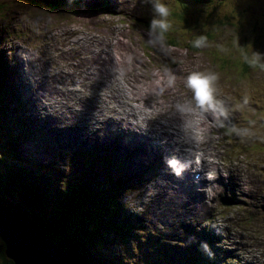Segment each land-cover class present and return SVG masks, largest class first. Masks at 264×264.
Wrapping results in <instances>:
<instances>
[{
    "label": "rangeland",
    "instance_id": "1",
    "mask_svg": "<svg viewBox=\"0 0 264 264\" xmlns=\"http://www.w3.org/2000/svg\"><path fill=\"white\" fill-rule=\"evenodd\" d=\"M47 1L43 5L40 4L39 0H0V106L8 122L3 130L1 128L0 132V156H2L1 152L5 153V149L2 147L8 146V139L13 140L15 146L14 151L6 148V155L3 157L6 164H2L0 166L2 170H0L4 172L7 168L16 167L14 171H17L19 166H23L22 168L30 173L35 183H37L36 180L46 183V178L60 180L59 175H52L51 168H45L50 165V157H47V153L42 148L43 141L38 138L37 132L32 133V123L28 119L31 116L36 117L34 115L36 113L27 112L23 116L21 110L23 103H26L25 98L28 100L27 107H32L36 100L29 99L28 96L31 95H27L26 90L24 92L21 87L17 91V85L20 81L23 84L25 81H30L31 78V88H35L37 83L43 86L44 90L46 88L49 91H43L46 103L50 109L60 113L64 122L67 119L65 114L68 110L75 108L73 119L65 122L68 126H72L70 137L78 140L77 142H88L87 145L94 141L96 130L99 129L100 124L103 125L107 111L96 113L99 120L96 122L93 119L95 107L90 104L99 100L97 95L100 94L98 72H101V78H103L102 75L105 76L106 82L117 79L116 73L119 66H115L116 71L112 69L110 71L102 64L101 58L108 50L105 41L117 35L118 38L124 40V45L113 44V50L114 52L117 49L127 51L129 64L125 73L129 72L130 75H133L131 82H135L137 77H141V81L144 79L150 82L152 79H159L160 76V81L166 80L167 83L168 74L166 70H170L175 75L173 88L176 94H172L171 97L168 94L161 96L159 92L153 91L152 98L145 102L148 109L161 108L163 115L175 112L177 108L174 105L178 104L179 101L186 103L191 99L192 93L186 87V78L191 72L212 69L219 73L220 79L217 89L219 93L223 94L225 106L229 109V117L225 121L226 126L230 127L235 124L241 128L248 127L251 129L252 135L258 134V138L251 139L252 135L241 138L235 134H226V128H218L215 123L210 127L209 140L214 139L216 146L221 145V147H218V152L209 154L208 157L217 163L220 161V170L217 171L220 177L227 176L220 186L223 185L224 189L225 186L230 185L229 171L233 167V163L236 162L249 160L247 171H249L250 176H253L252 179L241 180L240 194L243 190L246 195L240 200L237 195H232L224 189L225 193L223 192L216 197L215 201H212L210 199L211 192H209L211 187H207L206 201L211 204L209 207L213 208L211 213L217 216L218 223L216 222V225L225 231L227 237L220 240L216 230L214 239L209 241L215 244L210 252L218 251L221 253V251L226 250L227 246H233L236 249L237 262L242 260L243 264H264L262 256L264 253V166L258 163L264 161V112L262 111L264 110V70L259 65L252 67L248 63L247 69L249 70L244 74L246 72L244 70L245 62H247L245 57H251L253 53L264 55V0H208L209 7L203 2L198 5L196 1L190 4L187 0H183L184 3L188 4L189 13H192L189 16L192 17L193 24L199 22H206L207 24L206 32L197 35H215L214 40H208L209 46L203 49L204 54L199 53L201 49L194 53L189 50L186 52L181 48L168 47L165 49L164 46L154 47L149 44L147 28L152 18V12L150 6L143 3V0H133V3L132 0H109L111 1L108 3L110 11L116 7L115 15L100 10L105 4L104 2L88 8V4L81 0L76 4V7L64 4L60 10H66L52 13L47 10V6H50L49 2L53 1ZM116 1L120 2L121 7ZM174 1L163 0L162 2L173 9ZM143 7H145V11H143ZM206 7L208 9L205 11H199ZM142 12L143 14L144 12L147 13L144 19V15H140ZM170 18L172 19L171 14ZM226 19L235 27L219 28L217 33L214 29L211 32L210 27L213 21L224 20L226 22ZM225 29H228V32ZM226 33H236L237 41L234 37L233 39L226 38ZM16 46L20 49V54L15 51ZM2 50H5V57ZM162 56L165 59H172V61L166 63L165 59L162 60ZM157 58L159 59L157 60ZM133 65L136 67V71L132 70ZM221 66L227 73L221 69L222 72L216 69ZM123 71L124 69H122ZM127 76L128 74H125L121 78L127 79ZM49 87H52L53 91ZM141 87L143 86L139 85L138 91ZM28 90H31L30 86ZM39 91L41 93V89ZM19 92L22 94L24 92V99L21 98ZM33 97L35 98V96ZM245 98H247L248 103L241 107ZM108 113L110 112L108 111ZM195 114H199V109L194 108L191 112H181V115L186 117L195 116ZM110 115L112 116L111 113ZM25 120H27L26 123L23 122ZM2 123L1 121L0 126ZM209 152H211V148ZM17 158L21 162L15 160ZM109 160L112 159L109 158ZM55 165L63 169L67 168L61 164V161H56ZM67 169L68 175L66 177L68 180L75 181L79 178L81 182L87 183L88 181L89 183L96 177L104 178V171L101 173L95 172L94 169L90 170L86 178V174L74 175L72 168ZM53 170H55L54 167ZM108 170L112 172L110 169ZM41 175L46 178H42ZM37 177L39 178L37 179ZM140 177L143 180L142 175ZM112 178L115 182L119 178L124 181L123 186L120 187V191L123 193L120 196L117 195L116 199L121 209L122 204L129 208V200L131 203L136 202L134 199L136 196L143 203L149 200L148 206L154 212L160 206V201L154 199L155 195L150 186L145 190L143 196L140 197L131 193L126 195L128 199H125L124 186L129 181L125 178V172L122 169L117 170ZM204 178L206 177L204 176ZM254 179L259 184L258 189L252 188ZM214 185V189L217 190ZM216 186L220 190L222 189L219 185ZM155 187L157 188V185ZM130 197L133 198L134 202ZM112 198L115 199V195ZM190 200L197 205L199 204L196 199L190 198ZM10 202L14 201L10 199ZM163 202L168 204L167 196L163 197ZM0 207L6 208L1 204ZM166 211L168 210L162 212ZM186 212L185 214H192ZM178 215H182V210L178 211ZM199 215L204 220L208 217L206 211H202ZM179 216L173 218L177 221L180 219ZM175 224H171L170 227L174 228ZM118 225L120 228V224ZM130 225L131 223H129ZM180 228L182 230V225ZM243 228L248 231V244H246ZM122 229L117 233L113 228L101 224V237L98 238L101 251L105 249L103 254H106V258L119 257L133 264L137 254L132 243L137 237L140 239L141 237L133 233L131 239H125L127 235L131 236L132 229L130 228L129 231ZM118 234H121L122 237L119 238ZM253 236L260 239L261 242L253 239ZM179 248L184 249V247H175V252L178 254L180 253ZM241 248H244L243 252L240 251ZM245 253L248 256L246 262H244ZM145 255L148 257L147 254ZM141 262L143 261L139 259L138 263L141 264Z\"/></svg>",
    "mask_w": 264,
    "mask_h": 264
},
{
    "label": "bare ground",
    "instance_id": "2",
    "mask_svg": "<svg viewBox=\"0 0 264 264\" xmlns=\"http://www.w3.org/2000/svg\"><path fill=\"white\" fill-rule=\"evenodd\" d=\"M79 1L80 0H63L62 6L65 4L76 7ZM81 1L87 3L88 8L97 3L104 2L105 4L100 10H104L105 13L110 15H115L116 13V11H114L116 7L110 11L108 3L111 1L109 0L106 2L105 0ZM118 1L116 2L118 6L121 7ZM180 1L183 0H175L174 5H181ZM187 1L191 4L196 0ZM202 2L206 3L208 6V0H202ZM185 4L188 5L187 3ZM208 7L199 11H205ZM143 11H145V7H143ZM146 14V12H144V14L142 12L140 15H144V19ZM105 43L108 50L101 57L102 64L113 71H116L115 66H119V70L116 73L117 79L108 80V82H106L105 76L102 75L103 78H101V72L97 73V76L100 78V94H97L99 100L90 104L92 107H95L93 119L99 122L96 113L107 112L103 120V125L100 124L99 129L96 130L94 141L89 143V145H87L88 142H77L78 140H74L70 137L72 126H68L66 123L73 119L75 108L69 109L65 114L67 118L65 123L61 119L60 113L50 109L46 103L43 93L45 90L48 91L46 88L44 90L43 86L39 83L35 84V88H31V78L30 81H25L23 84L20 81L17 85V91H19V87H21L24 92L26 90L27 95H31L28 96L29 99L33 98L36 100L32 107H27L26 104L28 100L25 98L24 101L26 103H23V109L21 111L23 116L27 112L36 113L34 114L36 117L31 116L28 120L32 123V133L37 132L36 135L43 141L42 148L47 153V157H50V165L45 168H51L52 175H59L60 177L58 176V178L61 181L68 175L67 168H72L74 175L86 174V178L90 170L94 169L95 172L104 171V178L96 177L90 182L92 184L95 182L106 183L105 188L107 190H112V196H114L117 189L118 191L116 193L118 196L123 193L120 191L117 184L123 183V179L119 178L116 182L112 180V176L116 174L117 170L122 169L125 172V178L129 181L127 185L124 186L125 199H128L126 195L131 193L140 197L143 196L145 190L150 186L155 195L154 199H159L160 201V206L155 209V212L148 206V204H150L149 200L143 203L137 196L134 198L136 202L130 197L134 203H131L129 200V208H127L125 204L121 205L122 208L124 206L126 209V215L124 214L123 221L125 219L127 222L128 219V225L131 223L129 227L137 236L141 237V239L137 237L132 245H138L140 247L143 251V257L145 254H147L148 257L150 256V253L147 251L149 249V252L157 253L159 260L163 259L161 261L164 264H188L189 262L197 261L200 252H205L207 264H243L242 260L236 261L237 254H235L236 249L233 246H227L225 248L226 250L221 251V253L218 251L215 253L210 252L215 247V244L209 241L214 239L216 230L219 233L220 240L227 237L225 231L216 225V222L218 223L216 220L217 216L211 213L213 208H210L209 205L211 206V204L206 201V189L209 186L211 187L209 192H211L210 199L212 201H215L216 197L224 192V189L228 190L232 195H237L239 200L241 197H245L246 194L243 190L242 194H240V188L242 187L241 180L253 178V176H250L249 171H247L249 168V160L246 162L233 163V167L230 168L229 171L230 185L225 186L223 189V185L220 186V184H222L227 176L223 175L220 177L217 171L220 170L219 164L221 163L220 161L217 163L208 157L209 154L212 155L214 152H218V147H221V145L216 146L214 139L210 141L208 138L211 134L210 127L215 123V117L212 114H202L200 111L199 114H195V116L186 117L182 116L181 112L178 110L163 115L161 108H146L145 102L152 98L153 91L158 93L160 89L163 88L164 92L161 96L168 94V96L171 97L172 94H176L173 86L169 87L166 80L160 81V76L159 79H152L150 82L145 81L143 78L141 81V77H137L135 78V82H131L130 80L133 75H130L129 72L125 73L129 64V58L126 54L127 51L117 49L116 52H114L113 50V44L123 46L124 40L115 35L114 38L107 39ZM15 51L20 54L18 46L15 47ZM2 52L5 57V50H2ZM158 59L159 58H157V60ZM163 59L165 58L162 56V60ZM162 60L161 62L163 63ZM19 61L21 62L20 59ZM170 61H172V59H165L166 63ZM122 69H124L123 72ZM132 70L136 71L134 65ZM106 72L108 71L106 70ZM108 73L110 74V72ZM125 74H128L127 79L121 78ZM59 78L62 80L61 77ZM139 85L143 87L138 91ZM29 86L31 90H28ZM39 89H41V93ZM49 89L53 91L52 87H49ZM76 91L78 92V90ZM14 92L17 93L15 90ZM24 92L23 94L19 92L23 99L25 96ZM32 95L35 96V98ZM218 98L223 100V94L218 92ZM178 104H181V101H179ZM174 106H177V104ZM262 111L264 112V110ZM1 120L3 121V119ZM26 121L27 120L23 122L26 123ZM126 136L127 139H125ZM254 138H258V134L252 135L251 139ZM210 148L211 152H209ZM170 157H176L185 162L186 171L183 172L182 176L177 177L167 166L166 159ZM109 158L112 159V162ZM56 161H61V164L65 165L67 168L63 169L58 167L55 165ZM258 163L264 166V161ZM53 167L55 170H53ZM209 172L215 174L212 181L204 179L205 173ZM74 175L73 177H75ZM140 175H142L143 180H141ZM42 178L46 177L42 176ZM65 179H68V177ZM50 181L51 180L46 178L47 186L44 188V190L49 193H51L49 191V185L52 184ZM214 184L219 185L222 189L220 190L219 187ZM156 185L157 188L155 187ZM213 185L217 190L214 189ZM258 186L257 180L254 179L252 188L254 189ZM164 196H167L168 204L163 202ZM190 198L196 199L199 204H195ZM163 210L168 211L162 212ZM179 210H182L181 216L178 215ZM186 211L192 214H185ZM202 211H206L208 214L206 220L202 219L199 215ZM178 216L180 219L176 221L173 217ZM17 217L22 219L19 216ZM22 220L31 224L33 228L41 230V227L35 226L36 224L33 225L25 219ZM171 224H175L174 228L170 227ZM180 225H182V230ZM242 231L245 234L246 244H248V231H246V228H243ZM132 237L133 234H131V236L127 235L128 239ZM254 238L253 236V239ZM255 239L261 242L260 239ZM188 242H190V245H188ZM204 245H207V248H205ZM176 246H182L194 251V254H197V258L193 259L192 256H184L174 252L173 249ZM240 251L243 252L244 248H241ZM126 254L129 255V253ZM230 255L236 256L232 258ZM135 256L136 261L133 262V264H137L139 261L137 255ZM262 256L264 261V253ZM247 259L248 256L245 253L244 262H246ZM141 264H143V262H141ZM197 264L199 263L197 262Z\"/></svg>",
    "mask_w": 264,
    "mask_h": 264
},
{
    "label": "trees",
    "instance_id": "3",
    "mask_svg": "<svg viewBox=\"0 0 264 264\" xmlns=\"http://www.w3.org/2000/svg\"><path fill=\"white\" fill-rule=\"evenodd\" d=\"M46 1L39 0L40 4L43 5ZM49 4L50 6H47V10L52 13L66 10H60L63 0L49 2ZM180 4L173 5V9L169 6L173 20L169 16L172 27L166 34L164 48H181L186 52L189 50L194 53L201 49L199 53L204 54V48L193 47V41L198 33L206 32L207 24L206 22L193 24L192 17L189 16L192 13H189L188 6L183 1H180ZM196 4L201 5L202 0H196ZM229 27H235V25L229 23L228 19H226V22L224 20L213 21L210 28L211 32L215 29L217 33L219 28ZM225 31L228 32V29H225ZM226 34V38L233 39L234 37L237 41L236 33ZM214 36L210 35L207 38L208 40H214ZM247 65L248 62H245L244 70L246 72L244 74L249 70ZM216 69L227 73L223 66ZM231 74L233 75V73ZM2 111L3 109L0 106V122L2 121L1 119L4 120L2 121L4 123L0 127V132L1 128L3 130L8 123L6 115ZM8 142V146L2 147V149H5V153L1 152L0 166L6 164V160L3 159L6 155V148L11 151L15 149L13 140L8 139ZM15 160H18V158ZM22 167L19 166L17 171H14L16 167L7 168L4 172L1 171L0 167V204L6 207V210L29 221L33 225L36 224L35 226L37 227H41L45 231L48 240L74 257L77 264H130L127 260L119 257L106 258V254H103L105 249L102 250L103 252L101 251L98 239L101 237V224L105 227L113 228L117 233L122 228L128 231L130 229L129 225L124 223V212L116 201L118 189L115 191V199H113L112 190H107L104 182H101L102 184L100 185V182L93 184L90 182L84 183L79 178L75 181L68 179L57 181L54 179L50 181L52 184L49 185V191L51 192L49 193L44 191L45 182L36 180L37 183H35L30 173ZM117 184L120 188L124 183ZM10 199L14 202L9 203ZM118 224H120V228H118ZM118 236L119 238L122 237L121 234H118ZM103 242L105 241L103 240ZM0 261V264H11L4 256V244L1 241ZM142 261L143 264H164L162 261L152 260L149 257H143ZM199 264L204 263L199 262Z\"/></svg>",
    "mask_w": 264,
    "mask_h": 264
},
{
    "label": "clouds",
    "instance_id": "4",
    "mask_svg": "<svg viewBox=\"0 0 264 264\" xmlns=\"http://www.w3.org/2000/svg\"><path fill=\"white\" fill-rule=\"evenodd\" d=\"M143 3L150 6L152 18L147 28L148 43L154 47H163L166 43V34L172 27L169 21L170 9L169 6L162 0H143ZM209 46L206 35H197L193 41V47L205 48ZM250 66L259 67L264 70V55L253 53L251 57H245ZM168 74V86L171 87L175 83V75L170 70H166ZM220 79L219 73L215 70L207 69L204 71H193L186 78V87L191 91V99L186 103L177 104V110L180 112H191L193 109H199L202 114H212L215 117V125L218 128H226V134H235L238 137L244 138L252 135L251 129L248 127H237L232 124L226 126L225 121L229 117V109L225 106L224 100L218 98L217 84ZM164 89H160L159 94H163ZM248 103L247 98L244 99L243 105ZM167 166L172 170L177 177L182 176L186 171L185 162L176 157L166 159ZM214 173H205L208 179L214 178ZM207 248V245H204Z\"/></svg>",
    "mask_w": 264,
    "mask_h": 264
},
{
    "label": "water",
    "instance_id": "5",
    "mask_svg": "<svg viewBox=\"0 0 264 264\" xmlns=\"http://www.w3.org/2000/svg\"><path fill=\"white\" fill-rule=\"evenodd\" d=\"M0 241L11 264H75L74 258L52 244L43 229L0 207Z\"/></svg>",
    "mask_w": 264,
    "mask_h": 264
}]
</instances>
